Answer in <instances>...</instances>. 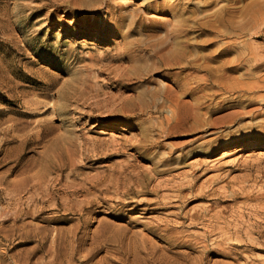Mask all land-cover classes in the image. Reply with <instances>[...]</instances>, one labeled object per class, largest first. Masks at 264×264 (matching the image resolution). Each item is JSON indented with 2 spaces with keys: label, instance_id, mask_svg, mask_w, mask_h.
<instances>
[{
  "label": "rangeland",
  "instance_id": "1",
  "mask_svg": "<svg viewBox=\"0 0 264 264\" xmlns=\"http://www.w3.org/2000/svg\"><path fill=\"white\" fill-rule=\"evenodd\" d=\"M204 244L264 264V0H0V264Z\"/></svg>",
  "mask_w": 264,
  "mask_h": 264
},
{
  "label": "bare ground",
  "instance_id": "2",
  "mask_svg": "<svg viewBox=\"0 0 264 264\" xmlns=\"http://www.w3.org/2000/svg\"><path fill=\"white\" fill-rule=\"evenodd\" d=\"M123 10L125 9L124 6L121 7ZM179 52V51H178ZM177 54V53H176ZM180 54V53H179ZM178 55V54H177ZM176 55V56H177ZM170 63V62H169ZM168 65V63H167ZM246 90V88H245ZM230 96L233 97V102L237 101L238 102V105H241L243 104V102L245 100H251V96L248 97V93H246V91H244L242 89V87L239 89V86L238 85H234L233 87V90H228L227 91ZM177 94V93H176ZM174 92H165V93H154L153 95L155 96V99H163V101L167 102V103H170L171 105H174V107H178L179 106V101H180V95L177 96ZM226 95V94H225ZM228 96V95H227ZM226 96V97H227ZM219 97V96H218ZM225 98V97H224ZM254 98V97H253ZM252 98V99H253ZM222 108V107H221ZM220 108V109H221ZM225 108V107H224ZM224 111V110H223ZM226 112V111H225ZM225 114V113H224ZM178 115V114H177ZM246 116V113H244L243 111L241 110H238V109H232V110H228L226 112V114L224 115V117H222V119H220L219 121L216 122V125L221 123V124H233L235 122H237L238 120L244 118ZM174 119V117H173ZM213 120V119H212ZM178 121V120H177ZM180 121V120H179ZM212 122V121H211ZM180 123V122H179ZM177 125V124H176ZM180 129V128H179ZM102 133V132H101ZM113 135V134H112ZM179 135V134H178ZM198 139V138H197ZM230 155H226V156H221V157H218L216 160L214 161H220V160H223L227 157H229ZM249 157V156H247ZM230 158V157H229ZM228 159V158H227ZM225 162V161H224ZM17 164V163H16ZM24 173V172H23ZM37 181V180H36ZM24 182V181H23ZM38 182V181H37ZM179 185V184H178ZM22 187V186H21ZM14 196V195H13ZM179 200V199H178ZM29 201V200H28ZM10 203V202H9ZM60 210V209H59ZM195 221V220H194ZM250 223V222H249ZM240 224V223H239ZM212 229V228H211ZM221 231V230H219ZM229 232V231H228ZM208 233V232H207ZM211 233V232H210ZM214 234V233H213ZM206 235V234H205ZM209 234H207L208 236ZM212 235V234H211ZM205 237V236H204ZM209 237V236H208ZM218 238V237H217ZM206 239V238H205ZM224 239V238H223ZM248 239V238H247ZM230 240V239H229ZM226 241V240H225ZM246 243V242H245ZM181 244V243H180ZM197 244V243H196ZM202 245V244H201ZM182 246H187L186 244H182ZM187 247L189 248H193L192 246L188 245ZM198 247V246H197ZM203 250L201 251V255L196 258V259H189L190 260V263L189 264H204L205 262V259H207L206 257L208 256L209 253H213V251H210L208 246L207 245H203ZM218 247L220 248L219 250L220 251H216V252H219V254H222L223 256H226V257H232L233 255V251L232 249H238L240 246H234L232 249L229 248L228 244H221L219 245L218 244ZM215 248V247H214ZM194 249V248H193ZM217 255V254H216ZM218 264V263H216Z\"/></svg>",
  "mask_w": 264,
  "mask_h": 264
}]
</instances>
